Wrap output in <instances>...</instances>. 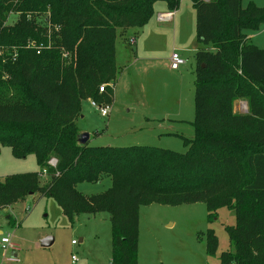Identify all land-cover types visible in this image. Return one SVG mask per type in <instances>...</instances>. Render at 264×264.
Listing matches in <instances>:
<instances>
[{"label":"trees","instance_id":"trees-1","mask_svg":"<svg viewBox=\"0 0 264 264\" xmlns=\"http://www.w3.org/2000/svg\"><path fill=\"white\" fill-rule=\"evenodd\" d=\"M160 1L175 12L182 0H0V48L7 49L0 56V146L15 159L34 155L40 168L4 177L0 208L39 194L71 224L82 214L107 213L110 264H137L142 206L205 203L210 215L226 207L236 225L226 228L233 251L222 253L221 263L264 264V49L244 34L264 24V7L191 0L199 46L196 132L184 140L186 153L78 143L82 104L113 103L119 31L146 26ZM11 14L17 20L9 26ZM240 100L245 113L235 111ZM103 178L112 182L107 192H78L80 183ZM217 247L210 231L208 254Z\"/></svg>","mask_w":264,"mask_h":264},{"label":"rangeland","instance_id":"rangeland-1","mask_svg":"<svg viewBox=\"0 0 264 264\" xmlns=\"http://www.w3.org/2000/svg\"><path fill=\"white\" fill-rule=\"evenodd\" d=\"M241 4L242 8L249 4L264 7V0H242ZM161 6L168 10L166 3H156L154 15L143 29L119 31L114 82L118 90L111 112L102 117L84 102L77 121L90 134L89 146L154 147L184 154V140L194 139L197 15L192 1L182 0L178 8L181 31L175 35L173 28H168L157 37L154 25L163 10ZM16 20L17 15L11 14L7 25ZM244 34L252 45L264 49V24L257 31ZM183 44L185 52L178 50ZM6 51L0 48V56ZM174 52L185 61L177 71L171 69ZM247 107L246 101L240 100L235 111L245 113ZM49 164L55 167L57 162L51 160ZM39 170L34 155L15 159L10 148L0 146V182L6 176ZM40 181L46 185L48 177ZM111 185L109 178H103L98 183H80L77 190L90 198L107 192ZM139 215L137 264H222L221 254L233 251L226 228L235 227L236 216L229 208H220L210 215L205 203L151 204L142 206ZM210 231L218 240L214 255L207 251ZM7 237L13 247L1 244V239ZM48 238L53 243L42 247L41 241ZM111 259L112 226L107 213L82 214L71 224L53 199L39 194L0 208V264H110Z\"/></svg>","mask_w":264,"mask_h":264},{"label":"crops","instance_id":"crops-1","mask_svg":"<svg viewBox=\"0 0 264 264\" xmlns=\"http://www.w3.org/2000/svg\"><path fill=\"white\" fill-rule=\"evenodd\" d=\"M162 8H163V10H161L160 12H159V14H158V20H157V24L156 25H154V27H155V31H157L158 32V36L157 37H160V35L162 34V31L163 32H165L166 30H168V28H173V31H174V33H175V35L177 34V32H179V31H181V29L183 28V27H181V24L178 26V21H179V17H180V15H181V13H180V10H177V11H175V12H170L169 10H166V7H164V6H161ZM165 8V9H164ZM172 23V25H169V24H171ZM145 27V26H144ZM143 27V28H144ZM143 28H141V29H143ZM127 31V30H126ZM188 31H190V29L188 28ZM152 32V31H151ZM189 38L191 39V36H190V34H189ZM191 41V40H190ZM196 45H194V50H195V48L197 47H195ZM197 49H198V47H197ZM196 49V50H197ZM178 50H180L181 52H185L186 51V47H185V44H183V45H181V46H179V49ZM177 50V51H178ZM177 71V70H176ZM119 83V82H118ZM117 83V84H118ZM117 87L116 86H114L113 87V101H114V99H115V94H117ZM86 102H88V103H90V101H86ZM82 112H83V110H81V114H82ZM80 118H81V116H80ZM79 118V119H80ZM78 126V125H77ZM78 128H79V130H80V134H82V133H85L86 131L85 130H83V129H81L79 126H78ZM89 139H90V134H89ZM89 142V141H88Z\"/></svg>","mask_w":264,"mask_h":264},{"label":"built area","instance_id":"built-area-1","mask_svg":"<svg viewBox=\"0 0 264 264\" xmlns=\"http://www.w3.org/2000/svg\"><path fill=\"white\" fill-rule=\"evenodd\" d=\"M131 43H135V41L132 40ZM31 46H33V47L36 46V43H32ZM66 57H67V55H66ZM170 61H171V69L174 70V71L179 70V68L181 66L185 65L184 59L177 52H174L172 54ZM104 88H105V85L100 87L99 92L100 93L104 92ZM90 105L93 108L97 109L100 112L102 117H108L110 112H111V106H109V105H101V104H98V103H96L94 101H90ZM53 161L54 160H52V162ZM1 244L9 245L10 247H13L11 245L10 240H9L8 237L7 238H2L1 239ZM72 244L75 245L76 242L73 241ZM72 261H73V263L76 261L75 257L72 258Z\"/></svg>","mask_w":264,"mask_h":264},{"label":"water","instance_id":"water-1","mask_svg":"<svg viewBox=\"0 0 264 264\" xmlns=\"http://www.w3.org/2000/svg\"><path fill=\"white\" fill-rule=\"evenodd\" d=\"M89 141V134L88 133H82L79 135L78 137V143L80 145H85L87 144ZM53 243V240L48 238V239H45L43 241H41V246L42 247H48L50 246L51 244Z\"/></svg>","mask_w":264,"mask_h":264}]
</instances>
